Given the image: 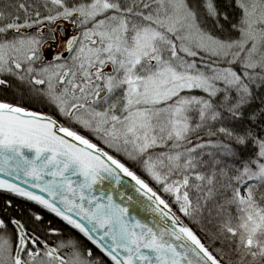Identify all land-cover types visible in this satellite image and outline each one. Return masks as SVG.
Segmentation results:
<instances>
[{
  "label": "snow or ice",
  "instance_id": "snow-or-ice-1",
  "mask_svg": "<svg viewBox=\"0 0 264 264\" xmlns=\"http://www.w3.org/2000/svg\"><path fill=\"white\" fill-rule=\"evenodd\" d=\"M0 190V264H264V0H0Z\"/></svg>",
  "mask_w": 264,
  "mask_h": 264
},
{
  "label": "trees",
  "instance_id": "trees-1",
  "mask_svg": "<svg viewBox=\"0 0 264 264\" xmlns=\"http://www.w3.org/2000/svg\"><path fill=\"white\" fill-rule=\"evenodd\" d=\"M46 110V109H45ZM130 167H132L133 165H129ZM13 200V202L15 204H19L21 205L22 207L25 206L24 205V201L21 199V198H17L15 197L12 193H9V192H6V191H0V206L3 205V203L6 201V200ZM27 207H32L31 204H28ZM44 215L47 217L48 214L45 212ZM195 231H197V233L202 237V239H205L206 241L208 240V237L206 236V233L205 232H202L200 231V228L199 226L193 224L191 225ZM207 227L211 228L213 227L212 225H207ZM227 251V249H226Z\"/></svg>",
  "mask_w": 264,
  "mask_h": 264
},
{
  "label": "water",
  "instance_id": "water-1",
  "mask_svg": "<svg viewBox=\"0 0 264 264\" xmlns=\"http://www.w3.org/2000/svg\"><path fill=\"white\" fill-rule=\"evenodd\" d=\"M0 191H4V190H0Z\"/></svg>",
  "mask_w": 264,
  "mask_h": 264
}]
</instances>
